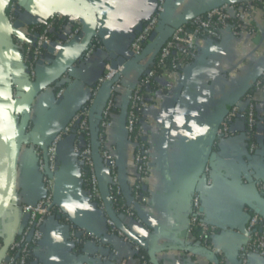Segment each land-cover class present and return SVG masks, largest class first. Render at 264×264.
Returning <instances> with one entry per match:
<instances>
[{
  "label": "crops",
  "instance_id": "1",
  "mask_svg": "<svg viewBox=\"0 0 264 264\" xmlns=\"http://www.w3.org/2000/svg\"><path fill=\"white\" fill-rule=\"evenodd\" d=\"M22 7L21 21L13 25L7 17L10 0H0V122L15 148L18 179L12 202L0 219V262L10 245L25 228L26 215L22 205L43 198L46 194L43 175L38 167L36 146H47L72 115L79 112L91 97L110 53L128 56L121 90L122 104L130 103L136 81L145 71L154 53H158L168 37V28L223 3L244 0H169L163 30V41L140 61L129 57L132 38L155 12L158 0H88L98 17L94 40L100 47L90 58H82L69 71L70 79H61L65 92L58 96L56 85L49 86L29 104L22 103L31 82L23 63L22 47L27 39L26 29L37 18L57 13L88 21L84 7L77 0H18ZM259 34L234 36L226 32L220 39L200 40L196 59L187 69L164 74L158 79L160 90L154 104L144 113L146 140L150 147L151 176L148 181L149 203L138 205V216L144 225L128 221L127 229L142 239L157 261L165 264H208L212 255L206 248L192 244L189 231L191 196L202 194L205 216L215 226L211 242L219 247L226 264H241V247L253 213L264 217V193L256 186L264 179V156L251 153L245 125L236 119L234 135L217 139L216 159L211 164L208 180L190 187L186 183V162L189 148L201 141L209 125L223 120L234 103L241 102L246 88L264 70V11L253 15ZM78 42L57 46V52L46 54L52 64L40 72L47 76L70 61ZM165 90V92H163ZM107 92L97 100L98 111L104 106ZM94 103V101H93ZM93 105V104H92ZM126 113L115 115L108 141L117 160V172L125 201L134 199L136 177L134 149L127 140ZM166 141L167 147L164 148ZM59 165L55 173L54 198L63 215L49 217L44 225V237L30 264H116L110 257L97 258L98 248L90 241L81 255L72 250L69 221L92 235L114 243L122 254H133L130 244L110 236L104 214L85 194L79 177V165L71 140L58 146ZM105 182L110 180L107 168H101ZM9 173L5 152L0 144V202L8 185ZM123 224V223H122ZM124 225V224H123ZM125 226V225H124ZM191 253L183 257L184 251ZM107 255L111 254L108 249ZM250 264H264V257L249 256Z\"/></svg>",
  "mask_w": 264,
  "mask_h": 264
},
{
  "label": "built area",
  "instance_id": "2",
  "mask_svg": "<svg viewBox=\"0 0 264 264\" xmlns=\"http://www.w3.org/2000/svg\"><path fill=\"white\" fill-rule=\"evenodd\" d=\"M166 2L167 0H158L154 14L142 24V28L132 38L129 47L130 59L140 57L145 47L151 43L150 37L160 27L161 17L166 9ZM260 10L264 11V0H244L223 3L190 19L189 21L194 26L192 29L186 26V23L189 21L178 27H170L168 29V37L164 40L158 52L157 59L152 61L151 58L150 63L146 66L145 70L148 72L147 77L134 86L131 97V108L127 113L125 129L127 132V140L134 149V167L136 170V177L132 185L134 199L129 204L127 211L129 217L134 215V210H136L138 205L148 204L151 198L150 196H143L138 191L142 187L148 189V181L151 176V161L150 147L141 140H146L147 137L143 120L144 115L140 117L135 111V107L140 106L146 109L154 104L149 105L147 102L148 100L155 99V93L149 90L154 80L158 81L164 74L183 71L194 63L201 39H220L228 31L236 37L240 35L257 36L259 30L255 25L253 15ZM21 14L22 7L19 1L10 0L7 17L11 24L16 25L20 22ZM63 18L64 15L62 13H57L52 18L34 19L37 22L32 23L33 20L26 29L27 39L24 43L21 41L19 43V46L22 47L24 67L31 83L39 77L42 70L52 64V60L45 55L44 50L53 48L54 53H56L57 46L77 41V37L84 34L87 30V22L84 17H75L71 26L70 21L63 25V30L59 38L52 39L51 34L56 28L57 21ZM37 23L44 24V28L38 30L32 26ZM94 39L87 48L83 57L84 59L90 58L100 47L99 41ZM158 68L162 69L161 74L157 73ZM125 71V65H120L114 69L111 63H107L99 81L91 88V97L86 105L70 119L65 128L50 144L45 147L36 146L38 167L43 175L46 194L37 201L27 202L22 205L23 212L26 215L25 228L21 232L20 237L10 245L6 256L0 264H30L31 261L28 260L30 252L32 249L36 251L39 248V244L44 237V225L47 219L55 216L56 211L59 217L63 215L54 201L53 192L55 173L59 165L58 146L67 140H71L74 145L79 165V177L83 183L85 181L88 183L85 188V194L96 205L98 210L104 214L110 234L130 244L133 249V254L122 256L117 246L110 247V244L101 236L92 235L85 229L69 221L68 226L71 230L72 239L79 242L82 241L81 239L88 237L85 244L90 241L98 248V255L96 257L99 259L101 257H110L111 259H115L116 264H150V260L145 255L135 257V254L140 251V245L117 227L113 219L115 216L108 215L104 196L100 189V180L93 160L92 145L91 142H87L82 136L83 134L91 136L89 118L93 101L102 86L112 81L107 91V99L104 106L95 114V127L96 121H98L101 127L99 134L101 140L97 142L101 160L100 167L107 168L111 175L108 182H105L103 178L102 180L108 192L116 188L118 193L122 194L117 172V160L115 152L108 141V133L113 126L115 117L111 112V108L116 103L117 105L122 104L121 98L117 99L116 102L114 92L122 88V82L119 77L123 79ZM69 73L70 71L62 78L70 79ZM260 75H264V70L261 71ZM64 92L65 87L62 86L58 92V96L63 95ZM236 119L243 121L244 125L247 124L253 133L246 132L250 152L255 153L259 151L264 156V83L259 76L246 88L241 102L232 104L226 111L217 132L218 139L228 138L234 135L233 123ZM137 122L141 124L138 126ZM253 135L256 137V141L249 142V139ZM87 169L89 170V176L86 172ZM210 170L211 164L207 165L204 174H206L208 180L211 182L212 179L209 177ZM256 186L264 193V179L257 180ZM108 199L111 204L109 197ZM64 220L68 221V217ZM135 221L144 225V220L139 216L135 218ZM188 225L190 233H192L194 226H198L202 231V237L205 236L211 239L216 231L215 226L205 216L202 194L198 191H194L191 196ZM31 232L32 237L29 238ZM202 246L212 255L208 264H226L225 256L219 247L215 246L212 242H207V239ZM108 249L111 254L107 255L106 251ZM251 254H258L264 257V217L258 212L252 214L247 227L246 242L241 247L240 253L241 264H250L249 256ZM202 261L201 258L197 259L195 260V264H203Z\"/></svg>",
  "mask_w": 264,
  "mask_h": 264
},
{
  "label": "water",
  "instance_id": "3",
  "mask_svg": "<svg viewBox=\"0 0 264 264\" xmlns=\"http://www.w3.org/2000/svg\"><path fill=\"white\" fill-rule=\"evenodd\" d=\"M77 1H79V3L84 7L87 13L88 21H87L86 32L82 34L81 36L77 37L78 46H77V50L75 54L73 55V57L70 59L68 63L56 69L53 73L47 76H44V77H38L31 84V87L26 91V95L22 103L24 104L31 103L33 99L36 96H38L41 92H43L46 88L56 84L58 80H61L62 77L84 57V54L87 48L90 46L93 39L95 38L97 34V30H98L97 11L95 10L93 5L88 0H77ZM168 3H169V0H167L166 2V6H165L166 9L161 17V24H160L158 31L153 33L150 37L151 43L145 47L142 55L134 59V61H140L143 58L150 55L155 49V47L160 42L163 41V37H164L163 30L165 27V18H166V12L168 9ZM206 11L196 13L192 15L191 17H189L188 19H182L180 22L174 24L172 27H178L179 25L192 19L194 16L204 13ZM36 22L37 21L34 20L32 23H36ZM18 23L16 25H18ZM141 28L142 26L140 27V29ZM48 50L54 53L53 48H49ZM110 57L113 59L111 64L114 69H116L120 65H125V66L127 65L126 62H127L128 56L126 55L123 57H118L117 54L110 53ZM126 69H127V66H126ZM111 84H112V81L105 83L102 86L101 90L99 91L98 95L96 96L94 103L91 107L89 122H90V127H91V145H92V152H93V160H94L95 168L97 171V175L100 180V189L104 196V201H105L107 212L108 214L112 215L113 214L112 206L107 197L108 189L106 188L105 183L103 182L102 176H101V167H100L101 160H100V155H99V149H98V143H97V133H96V127H95V114L98 111L97 104H96L97 100L104 92L108 91ZM73 116L74 115H72L70 119ZM70 119L66 122V124L59 131V133L65 128V126L70 121ZM221 123H222V120L219 122L215 121L211 123L207 129V132L202 137L201 141L198 142L196 145H193L189 148V151L187 153V162H186V183L188 186L192 187L196 185L201 180L207 165L215 161L216 159L215 145L218 139L217 132H218V129ZM0 144L6 155L7 168H8V173H9L8 185H7L5 194L0 202V219H1L12 202L13 195L16 191L17 179H18V169H17L15 148L12 142L10 141V139L8 138V135L6 134L1 122H0ZM166 147H167V144L165 141L164 148ZM54 201L56 203L55 198H54ZM113 219L119 229H121L127 236L133 239L140 246L146 248L149 251L150 259L153 264H160L157 261L156 257L152 254L151 250L148 249L147 244L142 239L138 238L131 231H129L127 227L124 226L117 217H113ZM31 237H32V232L30 233L29 238Z\"/></svg>",
  "mask_w": 264,
  "mask_h": 264
},
{
  "label": "trees",
  "instance_id": "4",
  "mask_svg": "<svg viewBox=\"0 0 264 264\" xmlns=\"http://www.w3.org/2000/svg\"><path fill=\"white\" fill-rule=\"evenodd\" d=\"M9 9V7H8ZM7 13H8V10H7ZM49 18H52L49 17ZM70 20V17L67 16V15H64V18L60 21H57V25H56V28L54 30V32L51 34V37L52 39H57L60 37L61 33H62V30H63V25H65L67 22H69ZM34 26L36 29L38 30H42L44 28V24L42 23H37V24H34L32 25ZM186 26L190 29H192L194 26L191 24V22H187L186 23ZM214 39H217V38H214ZM160 50V49H159ZM158 50V52H159ZM44 53L45 55L48 53V50H44ZM157 56H158V53H154L153 57H152V61L156 60L157 59ZM157 73L161 74L162 73V69H157ZM148 75V72L145 70L142 75L140 76V78L136 81L135 84L139 83L140 81H142L144 78H146ZM259 77L262 79V82L264 83V75H259ZM120 81L122 82L123 84V79H121V77H119ZM56 85V86H55ZM54 86L56 87V90L59 92V90L61 89V87L63 86V84H54ZM150 91L153 92V93H157L159 90H160V86L158 84V81L157 80H154L152 82V84L150 85L149 87ZM134 91V89H133ZM163 92H165V90H163ZM253 93L254 90H252ZM121 90H116L114 92V98L116 99V102H117V99H119L121 97ZM131 100H130V103L127 104V105H123V104H120V105H116L113 106L111 108V112L114 114V115H117V114H120L122 112L126 113V116H127V113L129 111V109L131 108ZM150 104H153L154 103V100H148L147 101ZM147 109V108H146ZM145 107H140V106H137L135 107V111L138 113V115L141 117L144 115L145 111H146ZM127 120V119H126ZM141 123L140 122H137V125L139 126ZM96 127H97V142H99L101 139L99 137V134H100V131H101V127H100V123L98 121H96ZM245 131L247 133L250 132V134H253L252 131L250 130L249 126L247 124H245ZM86 140L87 142H91V136H88L86 134H83L82 135ZM146 145L148 144L146 140L144 139H141ZM251 141H256V137L253 135L251 137V139H249V142ZM86 172L88 173L89 170L87 169ZM88 176H89V173H88ZM84 185V188L87 187L88 183L87 181H85L83 183ZM138 191L143 195V196H146V197H149L150 196V193H149V190L147 188H140L138 189ZM108 197L110 198V201H111V205H112V215L111 214H108L109 216H115V217H118V219L126 226L128 227V221H132V220H135V218L138 217V213L136 210H134V215L129 217L128 216V208H129V204L125 201L123 195L121 193H118V190L116 188L114 189H111L109 192H108ZM55 217H58V214H57V211L55 212ZM65 218H67L66 215H61V219L64 220ZM109 231V230H108ZM110 233V231H109ZM202 231L201 229L198 227V226H194L192 228V235H193V241H192V244L193 245H196V243H198L199 245H203L204 241L207 239V242H211V238L209 237H205L203 236L202 237ZM111 236V234H110ZM112 236H115V235H112ZM20 237V236H19ZM18 237V238H19ZM17 238V239H18ZM82 241H75L74 239H72V250L78 254V255H81L85 252V242L88 240V237L87 238H83L81 239ZM109 244V243H108ZM115 246L114 243L110 244V247H113ZM191 253V250H189L188 252L187 251H184L183 253V257H186V255ZM35 250L32 249V251L30 252V255H29V258L28 260H30L31 262L35 259ZM141 255H145L146 258H148L150 260V264H153L151 262V259H150V255H149V251L140 246V251L138 253L135 254V257H138V256H141ZM138 264H141V263H138ZM160 264H165L163 261H160Z\"/></svg>",
  "mask_w": 264,
  "mask_h": 264
}]
</instances>
